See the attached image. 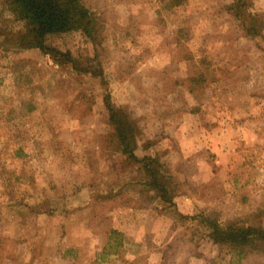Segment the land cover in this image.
I'll return each instance as SVG.
<instances>
[{"label": "rangeland", "instance_id": "obj_1", "mask_svg": "<svg viewBox=\"0 0 264 264\" xmlns=\"http://www.w3.org/2000/svg\"><path fill=\"white\" fill-rule=\"evenodd\" d=\"M81 1L95 43L46 39L77 69L28 46L0 0V264H264L208 226L264 229V0ZM107 100L171 202L122 153Z\"/></svg>", "mask_w": 264, "mask_h": 264}, {"label": "trees", "instance_id": "obj_2", "mask_svg": "<svg viewBox=\"0 0 264 264\" xmlns=\"http://www.w3.org/2000/svg\"><path fill=\"white\" fill-rule=\"evenodd\" d=\"M17 17L26 20L31 36L28 46L35 47L53 55L54 59L70 62L77 68L75 59L68 52H60L46 43L48 37L81 31L87 38L95 43L96 33L92 27V14L83 5L81 0H4ZM248 29V28H247ZM255 26L249 30L252 32ZM78 69V68H77ZM85 72H89L85 70ZM109 111L108 121L114 128L115 137L122 153L134 162L141 163L145 172V183L156 195L165 202H171L173 194L167 184L157 174L156 159L149 156L137 158L133 149L136 146V121L121 109L105 101ZM155 166V167H154ZM209 235L214 242L227 244L230 248L243 251L244 248L258 243L264 246V229L257 226H228L219 227L214 222H208ZM111 233H116L112 231Z\"/></svg>", "mask_w": 264, "mask_h": 264}]
</instances>
